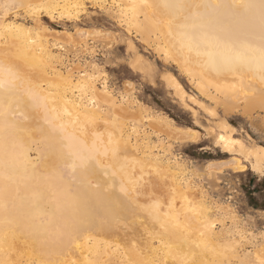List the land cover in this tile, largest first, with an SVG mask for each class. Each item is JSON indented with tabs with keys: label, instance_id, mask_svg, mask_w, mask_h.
Here are the masks:
<instances>
[{
	"label": "bare ground",
	"instance_id": "obj_1",
	"mask_svg": "<svg viewBox=\"0 0 264 264\" xmlns=\"http://www.w3.org/2000/svg\"><path fill=\"white\" fill-rule=\"evenodd\" d=\"M82 1L0 2V264H116V261L118 264L206 263L216 249L208 224V227L206 224H195L198 228L195 227L192 224V211L189 215L187 210H182L186 213L181 215L182 211L177 208L171 194L166 195L168 198L165 196V201L157 199V196L156 200L150 199L151 203L147 201L149 204L146 205L139 201L141 195L145 196L150 175L163 177L159 170L162 165L165 166L162 164L165 161L163 157L135 147L122 125H116L118 122L109 129L97 114V118L96 115L85 116L87 113L84 111V115H81L79 104L71 96H66L68 91L65 95L61 94L59 87L50 81L49 77L55 70L46 65L49 59H46V54L43 53L44 57L39 52L38 55L34 53L32 40L30 47L13 32L15 25L7 21L8 11L13 12L16 7H43L49 15L57 11L68 14ZM111 1L125 19L126 26L132 25V29L145 36L142 39L146 41L151 40L149 37L153 35L157 51L164 52L176 62L180 61L176 64L179 67L182 65L183 70L197 82L202 95L223 104V107H233L240 102L245 108L264 110L262 0ZM10 3L12 6H9ZM36 17L34 25L40 27L39 18ZM127 28L131 27L128 25ZM53 44L58 42L54 41ZM48 49L46 52L50 53ZM10 55L20 63L12 64ZM21 65H25L24 69L27 70L35 68L38 79H30L27 73L25 78L20 72ZM29 71L30 74L34 72L32 68ZM68 76L72 77L70 74ZM147 117L149 123L164 126L176 137L175 140L190 142L197 138L192 128L177 126L167 120L160 121L154 116ZM234 128V125L224 121L218 126L215 138L227 153L236 151L240 155L242 151L236 148L237 143L232 136ZM35 138L39 139L40 145L31 149L32 144L38 143L34 142ZM31 150H36V157H31ZM257 151L252 167L256 171H263L264 147L259 146ZM151 160L154 164L149 163ZM224 161L215 160L210 164ZM229 161L235 163L236 170L243 171L245 165L239 163V157L234 156ZM151 166L157 168L150 170ZM65 171L73 175L74 183L65 177ZM183 205L178 204L179 207ZM127 219V224L131 220L135 229L141 228L140 232H144L141 234L146 235L145 239L143 236L144 240H141L140 232L141 238L138 234L134 237L141 241L130 237L131 240H126L128 243L125 241L126 245H122L130 234L121 236L122 244L117 242L119 238L116 239L120 234H116V240H113L119 227V231L124 230L118 233H125ZM120 222L124 223L123 227ZM204 226L209 229H204ZM131 227L132 234L138 233ZM97 234L107 235L109 239ZM90 239L91 242L94 239L92 247L88 244ZM98 242L102 243L101 249ZM261 257L264 261V251Z\"/></svg>",
	"mask_w": 264,
	"mask_h": 264
},
{
	"label": "rangeland",
	"instance_id": "obj_2",
	"mask_svg": "<svg viewBox=\"0 0 264 264\" xmlns=\"http://www.w3.org/2000/svg\"><path fill=\"white\" fill-rule=\"evenodd\" d=\"M111 3V0H84L81 2L82 5L80 4L68 14L57 11L52 15H49L43 7L31 6L32 8L29 7V9L28 7H16V9L13 8L15 9L13 12L8 11L7 21H11L15 25L13 32H16L15 34L27 44L34 39L33 42L31 41L33 44L30 43L32 47L29 44L34 53L46 54V59L49 58L48 62H45L46 65L55 70L49 77L53 82L51 83L59 87L61 94L65 95L68 91L66 96H71L70 98L79 104L77 106L79 112L81 110V115L87 113L85 116H95L97 114L98 119L100 121L103 119L101 122L106 124L109 129L111 125L118 122L116 125H122L121 127L127 131V135L131 142L133 140L135 147L152 155L163 157L165 161L162 164L165 166L162 165L159 169L163 177L151 174L150 186L147 185L145 196L141 195L139 201L146 205L150 199L151 201L156 200V196L157 199L165 201L166 197L168 198L171 194L180 212L182 210H187L188 213L192 211V224L194 223L195 227L198 224L209 226L211 229L205 226L204 229H209L211 236L213 234L211 240L216 249H214L215 253L212 252L211 256L208 255L209 259L206 258L208 260L211 258V262L207 260L202 264H264L261 257V252L264 251V212L247 209V204L264 208V170L256 171L252 167L254 155L258 152L259 146L264 147V110L258 107L245 108L240 102L236 106H224L226 107L224 108L223 104L202 95L197 88V82L183 70L182 65L179 67L176 64L180 61L176 62L164 52L157 51L153 35L149 37L151 40L147 39L148 41H146L144 40L145 36L142 39V34L139 32L137 34V30L132 29V25L127 23L131 27L127 28L125 19L116 10L115 4ZM9 6L12 4L10 3ZM0 11H2L1 8ZM35 17L39 18L40 27L34 25ZM85 35L87 36L85 37ZM32 37L34 38L31 39ZM45 38L47 39L45 40ZM54 41H57L58 44L54 45ZM47 45L49 46L47 47ZM47 49L50 53L46 52ZM12 56L10 55L9 59ZM12 58L10 61L12 64H16L18 59ZM24 67L26 66L21 65L20 72L24 75L25 73L29 74L25 75V78L31 76L29 78L32 80L38 79V73H36L38 71L35 68L30 67L27 70ZM31 68L32 72L34 69L36 71L31 73L32 75L29 71ZM23 69L26 71L24 72ZM65 74L67 75L65 76ZM69 74L72 77H69ZM57 83L59 85L62 83V85L59 86ZM102 85H104L103 88ZM101 88L105 89L104 91L109 95L104 91L103 93L102 90L100 92ZM147 116H154L160 121L167 120L184 128H192L196 131L197 138L190 142H181L180 139L177 141L176 137L171 135L164 126L159 124L161 128L158 130V123H149ZM222 121H228L235 126L232 136L234 135L237 143L236 148L242 151L240 152L242 155L236 151L227 153L217 143L215 136L218 126L223 123ZM34 142L38 143H35L37 145L32 144L31 149L40 145L39 139L35 138ZM35 152L36 150H31L32 158L36 157ZM234 156L239 157V163L245 165L243 171L236 170L235 163L229 161ZM215 160L225 161L210 164ZM149 163L154 164L153 160ZM165 167L169 169H165ZM154 168L157 167H149L150 170H154ZM65 173V177L72 181L73 175L71 176L69 171H65ZM158 178L160 179L158 180ZM156 180L158 181L156 182ZM240 180H245L246 186L243 187L245 193L236 188ZM171 186L177 189H172ZM153 192L156 194H154L155 196H153ZM183 193L184 195H182ZM183 196H185L184 202L180 200ZM180 203L185 205L179 207ZM183 211L180 213L181 215L186 213ZM128 220L125 221L126 224ZM119 224L123 227L124 223L120 222ZM127 225L124 224L127 228L124 227L126 230L125 233L122 231V234L118 232L124 229L119 231L121 227L118 225V231L114 233L115 236L112 239H120L121 236L130 234L125 237L124 242L122 238L120 241L118 239L117 242L124 243H121L122 245H126V242L131 240L130 237L138 239V241L145 239L146 235L141 234L144 232L142 230L140 232L141 228L139 229V227L135 229L136 226L131 220ZM129 226H132L131 228H134L138 233L133 232L132 234L133 230H130ZM139 232L142 238L139 236ZM116 234H120V236L116 237ZM137 234L141 240L134 237ZM98 236L109 239L107 235ZM91 240L88 244L92 247L94 239L92 242ZM100 245L99 249H101L102 243ZM216 251L219 255L216 254ZM116 262L118 264V261Z\"/></svg>",
	"mask_w": 264,
	"mask_h": 264
},
{
	"label": "crops",
	"instance_id": "obj_3",
	"mask_svg": "<svg viewBox=\"0 0 264 264\" xmlns=\"http://www.w3.org/2000/svg\"><path fill=\"white\" fill-rule=\"evenodd\" d=\"M246 186L245 180L244 181H239V183H237L236 188L241 191L242 193L244 192V188ZM247 209L252 210V211H260V212H264V208H258V206H253V205H248L247 204Z\"/></svg>",
	"mask_w": 264,
	"mask_h": 264
},
{
	"label": "snow or ice",
	"instance_id": "obj_4",
	"mask_svg": "<svg viewBox=\"0 0 264 264\" xmlns=\"http://www.w3.org/2000/svg\"><path fill=\"white\" fill-rule=\"evenodd\" d=\"M262 7H264V0H262Z\"/></svg>",
	"mask_w": 264,
	"mask_h": 264
}]
</instances>
